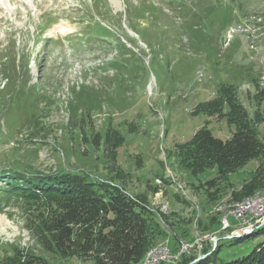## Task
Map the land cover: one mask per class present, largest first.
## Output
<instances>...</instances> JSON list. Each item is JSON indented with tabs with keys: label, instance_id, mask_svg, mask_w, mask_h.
<instances>
[{
	"label": "rangeland",
	"instance_id": "1",
	"mask_svg": "<svg viewBox=\"0 0 264 264\" xmlns=\"http://www.w3.org/2000/svg\"><path fill=\"white\" fill-rule=\"evenodd\" d=\"M101 26L108 35L86 34ZM262 57L264 0H0V173L72 171L125 187L164 230L159 264L199 262L219 243L208 264L242 258L264 242L245 230L264 215L249 226L230 211L264 191L236 197L264 179V158L226 177L193 174L176 146L205 125L232 136L226 117L196 110L222 85L264 136ZM1 180L0 260L16 246L50 264H94L45 251Z\"/></svg>",
	"mask_w": 264,
	"mask_h": 264
},
{
	"label": "trees",
	"instance_id": "2",
	"mask_svg": "<svg viewBox=\"0 0 264 264\" xmlns=\"http://www.w3.org/2000/svg\"><path fill=\"white\" fill-rule=\"evenodd\" d=\"M101 28L99 37L108 35L109 31ZM196 110L226 117L236 129L229 139H223L205 125L191 139L176 146L181 162L193 174L216 168L219 176L226 177L250 161L264 158V136L248 109L236 98L233 85H222L216 97L200 102ZM257 116L259 121L260 115ZM0 178L7 181L9 191L24 208L26 227L45 251L91 260L94 264H139L164 234L156 213L114 182L72 171L30 175L13 169L9 174L0 173ZM261 186L264 179L255 176L236 197L250 195ZM262 224L250 236L264 232ZM219 247L220 243L215 249L206 248L207 256L193 264H208ZM183 258V264H190L196 256L184 254ZM0 264L50 263L15 246ZM227 264H264V242L250 254Z\"/></svg>",
	"mask_w": 264,
	"mask_h": 264
},
{
	"label": "bare ground",
	"instance_id": "3",
	"mask_svg": "<svg viewBox=\"0 0 264 264\" xmlns=\"http://www.w3.org/2000/svg\"><path fill=\"white\" fill-rule=\"evenodd\" d=\"M241 28L245 29L244 27H241L240 25L237 26V29H236V34L240 31H243ZM246 32V31H245ZM260 52V51H259ZM258 52V53H259ZM264 194V191L263 192H260L258 193L255 197L253 198H248L246 199L245 201L239 203L237 205V207L233 210L230 211L231 214H233V211H236L242 207H244L246 204L248 203H251L252 201L255 200V198L257 196H260V195H263ZM237 204V203H236ZM234 206V205H233ZM236 206V205H235ZM264 215V204L261 205V210H259V215H252L251 216V219L250 218H240L239 220H241L242 222L246 223V224H249V226H251L254 222H256V219L263 216ZM225 220H228L227 217H225ZM226 224H229V223H226ZM255 230V229H254ZM254 230H251L249 233L253 232ZM168 246L167 245H159V246H154L152 247L146 254V256L144 257V259L139 263V264H152L153 262H155L157 259V262L156 264H159L161 260L165 259L168 254H169V250L168 251H165V253L163 255H161V251H159L158 249H161V248H167ZM166 261V260H165Z\"/></svg>",
	"mask_w": 264,
	"mask_h": 264
},
{
	"label": "built area",
	"instance_id": "4",
	"mask_svg": "<svg viewBox=\"0 0 264 264\" xmlns=\"http://www.w3.org/2000/svg\"><path fill=\"white\" fill-rule=\"evenodd\" d=\"M236 29H237V27H232L229 30V40L232 39L236 35ZM263 59L264 58L262 57V60ZM263 62H264V60H263ZM263 204H264V194L257 196L254 201L246 204L244 207H242L236 211H233V217H234V219H240V218H250L251 219L252 215H259V210H261V205H263ZM263 222H264V219H261V223L259 225H261ZM225 223H229L228 220H224V224ZM259 225H253V226H251L245 230L254 229L255 227H257ZM158 250L161 251V255H163L165 253V251L169 250V247L161 248ZM157 260L155 262H153L152 264H156Z\"/></svg>",
	"mask_w": 264,
	"mask_h": 264
},
{
	"label": "water",
	"instance_id": "5",
	"mask_svg": "<svg viewBox=\"0 0 264 264\" xmlns=\"http://www.w3.org/2000/svg\"><path fill=\"white\" fill-rule=\"evenodd\" d=\"M233 237H234V236H233ZM233 237H232V238H233ZM215 244H217V241L215 242ZM214 249H215V247H214ZM191 264H193V263H191Z\"/></svg>",
	"mask_w": 264,
	"mask_h": 264
}]
</instances>
